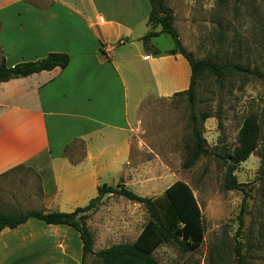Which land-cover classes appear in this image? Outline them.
I'll list each match as a JSON object with an SVG mask.
<instances>
[{
  "label": "crops",
  "instance_id": "obj_1",
  "mask_svg": "<svg viewBox=\"0 0 264 264\" xmlns=\"http://www.w3.org/2000/svg\"><path fill=\"white\" fill-rule=\"evenodd\" d=\"M149 11L148 0H51L46 6L0 0V63L1 57L11 66L48 53L69 56L63 69L0 82V176L20 167L32 174L39 209L82 207L100 171L110 165L118 175L125 166L135 174L132 156L146 151L134 137L141 104L149 96L187 89L185 58L148 50L141 40L149 31ZM123 73L134 82L152 81L132 93V119ZM59 117L71 122L58 123ZM54 128L57 137H52ZM76 141L84 144L82 155L67 152ZM36 220L0 230V264L37 255L44 257L31 258L29 264H80L79 233L65 224Z\"/></svg>",
  "mask_w": 264,
  "mask_h": 264
},
{
  "label": "rangeland",
  "instance_id": "obj_2",
  "mask_svg": "<svg viewBox=\"0 0 264 264\" xmlns=\"http://www.w3.org/2000/svg\"><path fill=\"white\" fill-rule=\"evenodd\" d=\"M27 1L46 6L51 0ZM164 3L171 9L182 46L195 59L225 63V75L220 80L208 73L197 77L192 100L186 93L147 97L139 108L134 136L136 144L146 149L135 151L132 156L136 173L126 166L119 175L112 165L104 168L96 187L90 186L91 198L97 195L98 186L115 187L122 183L134 193L154 199L164 223L169 225L172 217L167 212L164 190L180 180L189 186L200 208L202 242L189 251H182L174 242L162 243L153 252L158 264H264V0H164ZM152 44L146 49L165 53L173 48L166 33L154 38ZM254 68L261 72L260 77L251 72ZM123 76L132 119V93L151 86L152 81L150 77L134 82L133 76L126 73ZM140 80L142 87L138 86ZM249 113L256 114L260 125L258 146L233 171L236 180L245 184L244 192L226 190L225 157L235 147L238 130ZM201 114L209 117L201 121ZM191 115L197 119L195 126L202 133L210 155H193ZM68 122L71 120L58 118V123ZM53 130L52 137H57L58 130ZM83 146V142L76 141L67 152L82 155ZM37 186L33 175L25 173L22 167L2 174L0 213L39 209ZM243 197L244 223L238 234L237 215ZM86 215L84 221L91 232L94 250L132 243L149 219L143 204L119 195H105ZM43 257L37 255L17 264H29ZM85 264L102 263L87 256Z\"/></svg>",
  "mask_w": 264,
  "mask_h": 264
},
{
  "label": "trees",
  "instance_id": "obj_3",
  "mask_svg": "<svg viewBox=\"0 0 264 264\" xmlns=\"http://www.w3.org/2000/svg\"><path fill=\"white\" fill-rule=\"evenodd\" d=\"M148 1L150 4L147 18L149 31L141 37V40L146 47L149 40L160 33H166L171 37L173 48L170 49L169 53L181 54L188 62L190 68L187 89L174 94L186 93L189 99L192 100L193 88L197 77L208 73L220 80L225 75L227 65L225 63H217L209 58L195 59L192 53L182 46L178 33L173 26L171 9L165 5L164 0ZM158 26H160V30L156 31ZM68 62L69 56L66 53H48L40 59L18 62L11 66H8L3 57H1L0 82L29 76L55 67L63 69ZM233 68L240 70L236 66ZM251 72L259 77L262 75L258 68H254ZM208 117L209 115L201 114L199 118L204 121ZM196 120V117L191 115L192 135L194 138L193 155L194 157L210 155L211 153L205 147L206 141L202 133L195 126ZM259 136L260 125L258 118L256 114L249 113L245 116L238 130L235 147L225 157L226 174L223 186L226 190L244 192L245 184L236 180L233 171L241 162L255 152ZM105 195H119L133 202L143 204L149 214V219L132 243L114 244L105 249L94 250L92 235L84 220L85 216H87L86 214L94 210ZM164 196L167 202V212L172 217L169 225L164 223L154 199L140 196L121 183L115 187L106 184L98 186L95 197L91 198L85 206L76 207L70 212H45L42 209H29L24 212L0 213V230L3 228H15L31 217L46 224H65L71 226L79 233L82 243L81 264H85L87 256L98 258L102 264H158L153 252L162 243L170 241L176 243L182 251L194 250L202 242L204 232L200 208L186 183L180 180L173 182L164 190ZM245 208L246 203L243 197L237 215L238 234L243 227Z\"/></svg>",
  "mask_w": 264,
  "mask_h": 264
}]
</instances>
